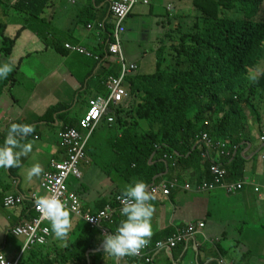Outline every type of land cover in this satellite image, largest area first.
<instances>
[{"label":"crops","instance_id":"1","mask_svg":"<svg viewBox=\"0 0 264 264\" xmlns=\"http://www.w3.org/2000/svg\"><path fill=\"white\" fill-rule=\"evenodd\" d=\"M16 1L4 3L11 5ZM184 1L163 0L166 15L160 14V0H149L147 5L143 0L135 6L123 36L126 58L138 66L136 76L126 77L129 97L115 109L113 123L101 121L87 146L81 178L69 177L68 185L79 196L82 212L96 215L134 179H142L150 189L165 181H177L179 186L169 194L155 193L150 243L166 239L178 227L190 223L206 225L187 242L174 248H160L148 264H264V99L259 100L261 120L248 124L247 134L235 144L231 158L222 157L216 148L201 141L180 161L175 154L162 158L152 154L145 158L128 154L130 143L122 142L125 133L137 130L133 110L141 103V95H131L127 82H142L156 73L165 36L179 24L180 15L176 13H181ZM111 2L47 0L38 21L10 10L21 26L12 38L5 33L6 27L3 33L15 41L8 58L0 54L1 63L10 62L14 66L10 81L0 94V144L13 122L29 123L35 128L27 137L33 142V149L21 158V166L0 168V254L17 258L18 264H136L135 260L139 263L127 256L113 257L102 249L103 234L116 231L125 218L121 214L115 215L113 221L91 226L81 215L70 211L73 229L65 240L57 239L51 232L46 244L22 250L23 238L13 236L10 229L35 215L32 202L25 200L13 207L3 205V198L9 195L24 198L31 193L39 197L48 195L41 186L43 174L52 160L65 158L58 133L66 129L82 133L80 122L88 100L105 96L107 79L122 73L117 59L106 52L115 32ZM168 5L173 6V11ZM66 43L85 48L93 57L67 51ZM166 44L168 47L171 43ZM94 56L101 60H95ZM150 66L156 71L145 74ZM138 124L142 130L148 128L145 122ZM99 137L104 139L100 141ZM215 143L227 145L224 141ZM196 148L204 151L205 157L195 155ZM157 162H162L163 168L148 181L145 176L149 166ZM212 162L224 164L228 171L226 181H244L243 188L235 192L223 187L195 190L213 180L209 170ZM35 163L44 172L28 179L27 171ZM183 184H191L192 189L184 188ZM84 233L87 239L80 242Z\"/></svg>","mask_w":264,"mask_h":264},{"label":"trees","instance_id":"2","mask_svg":"<svg viewBox=\"0 0 264 264\" xmlns=\"http://www.w3.org/2000/svg\"><path fill=\"white\" fill-rule=\"evenodd\" d=\"M46 1L17 0L5 9L14 5L15 12L38 21ZM191 6L192 13H176L180 22L170 30V39L165 36L156 73L142 82H127L131 95H141V103L133 110L137 130L128 131L122 139L130 143L128 154L145 158L175 154L180 161L208 133L214 142L227 143L231 158L235 144L247 134V112L261 120L264 0H191ZM236 11L241 18H226L227 12ZM4 30L0 24V54L8 58L15 39L3 36ZM166 42L171 44L167 47ZM252 70L260 73L255 81L250 78ZM10 78L0 79V94ZM139 122L148 128L142 130ZM202 153L196 148L195 155L202 157ZM149 168L148 181L161 171L163 163ZM80 238L83 242L87 234Z\"/></svg>","mask_w":264,"mask_h":264},{"label":"built area","instance_id":"3","mask_svg":"<svg viewBox=\"0 0 264 264\" xmlns=\"http://www.w3.org/2000/svg\"><path fill=\"white\" fill-rule=\"evenodd\" d=\"M141 1L143 0H112L110 11L115 21V32H113V39L107 44L106 52L107 56H112L117 59L122 66V73L117 77H109L107 79L105 85L108 93L105 96L88 100L87 111L80 122L83 130L82 133L75 129H66L58 133L59 146L65 152V158L62 161L52 160L50 162V168L44 172L41 182L42 188L48 195H58L62 201L67 203L70 211L81 215L91 226H98L105 220L113 221L115 215L120 214L122 204L118 197L121 194H116L114 201L108 203L100 213L96 215L83 213L79 196L74 191L70 190L68 179L69 177L81 178V164L87 158V146L94 132L103 119L107 120L108 123H113L115 121L113 117L115 115V109L129 97L125 88L126 77L136 74L138 66L128 61L126 58L123 36L126 33L128 18L132 14L135 6ZM144 3L146 5L149 4V0H144ZM64 47L69 52L78 53L89 58L93 57L91 53L81 46L66 43ZM94 58L97 61L101 60L99 56H94ZM262 140L264 141V138H262ZM201 141L207 147L216 148L222 157L228 158L230 156L227 145L213 142L208 133L202 135ZM202 156L205 157L204 151ZM223 165L222 163L212 162L209 170L213 175V180L205 182L194 189L198 191H207L217 187H223L228 192H235L236 190L242 189L245 183L244 181H226L228 171ZM183 185L184 188L188 190L192 189L191 184ZM176 186H179L177 181H165L162 182V184L153 185L150 190H153L154 193L162 191L164 194H169L172 188ZM255 190L258 191L259 188L256 187ZM38 198L39 196L36 193H31L28 198L11 195L3 198V205L7 207L17 206L22 204L25 200H30L32 202L31 209L35 215L14 225L10 229V233L13 236L23 238L22 250L30 249L32 246L44 245L49 241L51 236L48 220L44 219L37 209L36 201ZM90 217L91 219H88ZM205 225V222H199L198 224L190 223L185 227H178L176 231L166 239H159L153 244L149 243L141 250L138 256L127 257L138 259L139 264L152 263L154 255L160 248H174L178 244L187 242L196 232L204 228ZM114 232L115 231H113V233ZM0 264H18V259H9L3 254H0Z\"/></svg>","mask_w":264,"mask_h":264},{"label":"clouds","instance_id":"4","mask_svg":"<svg viewBox=\"0 0 264 264\" xmlns=\"http://www.w3.org/2000/svg\"><path fill=\"white\" fill-rule=\"evenodd\" d=\"M13 70L14 66L10 62L0 63V79H7ZM250 78L255 81L257 76L253 74ZM34 131V126L29 123L10 124L3 143L0 144V168L21 166V158L27 157L33 149V142L28 141L27 137ZM43 172V167L35 163L27 171V177H39ZM118 199L122 204L120 214L125 218L120 221L114 233L103 234L102 249L104 253L117 258L138 256L153 236L151 220L155 212L152 203L156 199L155 193L145 181L134 179L122 190ZM36 205L42 217L50 221L54 236L65 240L73 229L67 203L56 194H46L38 198Z\"/></svg>","mask_w":264,"mask_h":264},{"label":"rangeland","instance_id":"5","mask_svg":"<svg viewBox=\"0 0 264 264\" xmlns=\"http://www.w3.org/2000/svg\"><path fill=\"white\" fill-rule=\"evenodd\" d=\"M190 1L191 0H185L183 2V9L181 12L192 13V11L191 12L189 11V9L190 10L192 9V7L190 6ZM6 7H7V5L4 3V0H0V24L4 25L6 27L5 33L10 35L9 37L12 38V36L15 35L16 32L18 31V29L20 28L21 24H20V20L18 18H14V16L11 14L12 12L10 10L14 11L13 10L14 5L10 6V8H12V9H10V8L5 9ZM167 7L169 8V10H170V8H173L172 5H168ZM160 14H165V15L167 14L165 11V8L163 7V0H160ZM225 15H226V18H228V19H232V16H233V18H241L242 17V14L240 12H237V11L236 12H227ZM164 20L165 19H162V21H164ZM172 36H173V32H168L166 35V39H170ZM163 37H164V34L162 35V39H160L161 41L163 40ZM0 63H1V60H0ZM168 64H169V60H168L167 65ZM155 71H156L155 67L150 66V67L146 68L145 74H151V73H154ZM253 74H255L256 76L260 75L259 71H253L252 70L250 72V76ZM247 116H248V118L245 120V122H247L248 124L254 125L255 122H257L255 115L252 111L249 110V112H247ZM248 128L249 127H246L245 130H248ZM103 139H104V137H99L100 141ZM221 141H224V140H221ZM109 168L110 167H108V169ZM22 204H24V203H22ZM19 205H21V204H19Z\"/></svg>","mask_w":264,"mask_h":264}]
</instances>
